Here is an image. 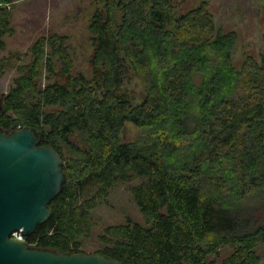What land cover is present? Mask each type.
I'll return each instance as SVG.
<instances>
[{"label": "trees", "instance_id": "16d2710c", "mask_svg": "<svg viewBox=\"0 0 264 264\" xmlns=\"http://www.w3.org/2000/svg\"><path fill=\"white\" fill-rule=\"evenodd\" d=\"M16 0H0V46ZM92 77L71 74L67 35L36 38L2 95L0 126L34 127L65 182L28 244L84 253L93 209L131 187L145 224L106 226L95 252L121 264H257L264 243V56L231 60L234 31L206 1L95 0ZM54 78L42 84V77ZM144 93L124 89L130 76ZM199 76L198 80L196 78ZM131 129L128 137L126 131ZM233 251L217 261L219 247Z\"/></svg>", "mask_w": 264, "mask_h": 264}, {"label": "rangeland", "instance_id": "374dc122", "mask_svg": "<svg viewBox=\"0 0 264 264\" xmlns=\"http://www.w3.org/2000/svg\"><path fill=\"white\" fill-rule=\"evenodd\" d=\"M177 1L179 10H188L198 6L203 0ZM204 1L207 2L216 27L237 34L236 43L231 49V60L235 66H239L246 55L257 60L264 56V0ZM98 7L100 5L95 0H16L11 15L12 31L1 39L4 46H0V95L7 93L14 85L18 74L16 67L30 61L29 48L41 35H67L69 52L74 61L71 74L82 73L91 78L92 71L88 61L93 43L88 25ZM198 78L199 76L196 81ZM53 80L54 78H48L45 74L42 84ZM123 87L135 94L136 102L141 100L145 86L140 77L130 76ZM126 135L130 137V128ZM138 181L139 178L111 188L108 195L93 209L94 226L81 246L84 253H95L101 247L98 236L108 225L128 220L145 224L130 190ZM233 249L230 245L220 246L217 261L228 256ZM255 249L263 254L264 243H258ZM257 264H264V259Z\"/></svg>", "mask_w": 264, "mask_h": 264}, {"label": "water", "instance_id": "95a60500", "mask_svg": "<svg viewBox=\"0 0 264 264\" xmlns=\"http://www.w3.org/2000/svg\"><path fill=\"white\" fill-rule=\"evenodd\" d=\"M65 182L63 160L40 143L34 127L0 128V264H121L97 253H66L28 244L51 215L50 201ZM20 231L24 238L11 236Z\"/></svg>", "mask_w": 264, "mask_h": 264}, {"label": "flooded vegetation", "instance_id": "af4514ba", "mask_svg": "<svg viewBox=\"0 0 264 264\" xmlns=\"http://www.w3.org/2000/svg\"><path fill=\"white\" fill-rule=\"evenodd\" d=\"M3 109V98H2V95H0V111ZM0 128H2V129H4V130H6L8 133H12L9 129H7V128H4V127H2V126H0ZM18 129V128H17ZM16 130V129H15Z\"/></svg>", "mask_w": 264, "mask_h": 264}, {"label": "built area", "instance_id": "2783aa9c", "mask_svg": "<svg viewBox=\"0 0 264 264\" xmlns=\"http://www.w3.org/2000/svg\"><path fill=\"white\" fill-rule=\"evenodd\" d=\"M11 236L17 237V238H24L22 233L20 231H15L11 234Z\"/></svg>", "mask_w": 264, "mask_h": 264}]
</instances>
